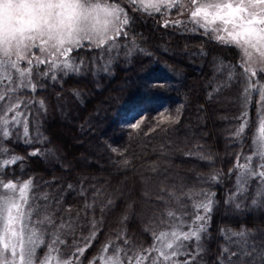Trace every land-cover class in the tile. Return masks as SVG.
<instances>
[{"label": "snow or ice", "instance_id": "snow-or-ice-1", "mask_svg": "<svg viewBox=\"0 0 264 264\" xmlns=\"http://www.w3.org/2000/svg\"><path fill=\"white\" fill-rule=\"evenodd\" d=\"M129 10L140 15H129ZM173 11L177 18H171ZM186 14L193 27L202 29V34L210 42L235 50L237 59L231 65V72L237 73L238 70V82L244 85L242 112L238 117L243 122L235 130V136H241L249 124L252 94L259 96L258 150L255 156L245 157L244 163H240L237 156L233 169L226 174L231 177L235 171V192L230 190L225 203L234 205L238 213L244 207L264 211V0H125L124 5L120 0H113L112 3H100L98 0H0V124L4 126L3 137L10 142L9 127H18L22 118L27 132L25 110L37 102L23 99V93L35 95L38 86L47 85L49 81L55 86L57 81L67 83L77 75H92L95 78L100 70L108 74L119 62L121 50H124L125 60L135 52L145 51L136 42L137 35L142 37L135 32L138 22L158 18L161 28H180L185 26V20L180 17ZM210 24L215 27L209 28ZM82 51L99 52L100 55L85 60L81 56ZM197 54L207 56L203 50ZM224 60L223 57H214L210 63L215 67L223 64ZM230 84L231 80L217 84L207 94V102L211 103L215 98L213 93L219 94ZM164 86L159 81L145 82L148 93ZM69 95L73 101L81 98L78 90ZM62 99L58 96V100ZM39 103L44 106L43 101ZM205 110L202 105L198 112ZM146 111L148 109L133 115L132 120L125 122L127 127L139 129L147 118L144 115ZM157 111L162 117L157 120L161 132L174 129L181 123V108H176L174 113L168 109ZM28 115H31L30 111ZM25 142H28L27 136ZM111 151L120 158L115 161L116 164L130 165L126 150L113 147ZM39 154L40 150L35 149L28 153V157ZM28 157L13 154L3 160L2 166L7 172L12 166L24 164ZM207 159L210 161L211 156ZM152 171L163 185L157 198L161 207L156 227L167 226L165 214L169 220H181V224L174 225L171 231H160L158 235L149 224L142 233H152V242L148 247L138 244L135 237L129 238L123 229L112 233L115 240L108 239L99 250L100 253H113L103 257V264H202L208 252L205 242L215 207V193L203 188L198 192L189 190V193L202 199L194 205L191 224L184 225L186 213L181 196L189 194L175 189V181L169 178L167 169L153 167ZM224 175L217 171L201 179L211 186ZM170 184L174 191L168 190ZM33 185L32 178L23 184L16 179L0 180L3 189L0 194V264H48L50 253L59 251L58 246L61 245L71 253L64 264H100L99 255L89 259L87 253L95 243H99L106 214L115 210V193H106L97 205L100 190L92 187V202H89L86 190L81 187L79 196L83 204L73 211L71 204L65 207L61 203L66 197L59 194L51 198L45 195L43 205L30 199L28 193ZM253 185L256 191L249 192ZM67 189L69 195L75 191L70 183ZM177 191L181 195H177ZM63 192L62 186L60 193ZM245 201L249 203L246 205ZM97 210L100 219L95 216ZM127 220L128 215L124 214L121 223ZM221 232L225 243L218 249L215 264H264V233L257 235V230L245 223ZM41 248H47L43 258L38 255Z\"/></svg>", "mask_w": 264, "mask_h": 264}, {"label": "trees", "instance_id": "trees-1", "mask_svg": "<svg viewBox=\"0 0 264 264\" xmlns=\"http://www.w3.org/2000/svg\"><path fill=\"white\" fill-rule=\"evenodd\" d=\"M129 15L140 13L129 10ZM135 32L142 34V37L137 35L136 40L146 49V54H136L128 62L119 61L108 74L101 73L95 78L78 75L67 83L61 82L62 90L66 92H82L81 98L74 102V112H70L63 99L58 100L59 87L51 86L49 89H55L51 93L45 91L48 95L43 96H48L46 100L54 108L41 129L45 139L39 143L45 150L44 155L28 157V153L39 146L37 142H8L11 153L28 159L24 164L10 167L7 172L1 168L0 180L24 182L32 178L41 188L47 187L51 192L56 189L52 196L49 194L50 198L58 194L66 197L61 203L71 204L74 210L83 204L79 196L81 187L91 190L95 186L103 198L106 193H115V210L106 214L103 234L95 245L99 246L105 237L107 224L110 229L118 223V228L126 224L127 221L121 223L124 214L131 219L130 232L150 245V232L142 233L152 221L151 209L160 206L157 198L163 187L152 169H167L169 178L175 181V189L187 193L190 189L199 191L203 188L215 193V207L205 242L208 252L202 262L215 264L218 249L225 243L221 230L235 229L245 223L256 229L257 235L264 233V211L244 207L238 213L234 205L225 203L232 191L234 172L231 177L226 174L248 146L252 130L248 128L245 132L242 145L230 143L232 138L227 121L234 118L224 109L222 91L213 93L215 98L211 103L207 102V94L221 83L218 75L212 73L210 61L214 57H223L224 61L235 63V51L226 55L230 49L212 46L213 43L209 44L202 35L181 32L170 26L161 28L158 18L138 22ZM201 50L207 53L206 57L197 54ZM83 55L91 59L92 53L87 55L82 51ZM146 81H159L165 86L148 93ZM211 82L214 83L209 87ZM202 105L206 110L198 112ZM176 108H181V123L161 132L157 120L162 117L158 116L157 110L168 109L174 113ZM144 109H148L144 112L147 118L140 128L127 127L125 122L132 120L127 118ZM113 147L126 150L130 165L125 167L115 163L120 158L111 151ZM208 156H211L210 161ZM210 171L225 175L218 177L219 182L211 186L204 180L200 184L198 179L202 175L207 177L205 174ZM69 183L75 189L70 195ZM62 186L64 192L60 193ZM168 190L174 191L173 185L170 184ZM176 194L181 195L179 191ZM194 198L198 203L202 199ZM95 216L101 218L98 210ZM95 248L89 253H94Z\"/></svg>", "mask_w": 264, "mask_h": 264}, {"label": "rangeland", "instance_id": "rangeland-1", "mask_svg": "<svg viewBox=\"0 0 264 264\" xmlns=\"http://www.w3.org/2000/svg\"><path fill=\"white\" fill-rule=\"evenodd\" d=\"M98 2L100 3H112L113 0H98ZM121 5L125 4V0H120ZM171 18H177L176 17V13L175 11H173ZM181 19L185 20V26L178 28V30H180L181 32H186V33H193V34H197V35H202L203 37H205L207 39V37L205 35L202 34L203 30H197L196 28L193 27V24L189 22V17L186 14L184 17H180ZM171 27V26H170ZM215 27L214 24H210L209 28ZM172 28V27H171ZM208 40V39H207ZM122 43H127L125 41H121ZM137 44L139 46H141V44L136 40ZM213 43V42H211ZM210 44V41H209ZM212 46L216 45L219 46L215 43L211 44ZM143 48V47H141ZM145 51L144 52H135L133 53L132 57L136 54H146V49L143 48ZM228 49V48H226ZM235 51V50H234ZM226 55L233 53L232 50H227L226 51ZM92 56L91 59H95L96 57H98L100 55L99 52H91ZM89 53H87L88 55ZM113 55H115V53H113ZM85 60H89V58L86 56H82ZM131 57V58H132ZM194 57V56H193ZM130 58V59H131ZM130 59L125 60L124 58V50H121L120 52V60L119 61H123V62H128ZM105 62H107L108 57L107 55H105L104 57ZM234 62L230 63L229 61H224L223 64H218L215 67L212 65V73H214V75H218V79H220L221 83H227L229 80H231V84L228 87L223 88L222 91V101H223V106L225 111H227L229 114L232 115V117L234 118L233 121L229 120L228 122V128L230 129V139L231 142L230 143H236L239 145L243 144L244 141V137H245V132H247L248 128H250L251 134L249 136V144L246 147L245 151L243 153H240L239 157H240V163H244L245 162V157L249 156V155H253L255 156L256 151L258 150V140H259V136H260V122L257 120V112L259 111V108L257 107V103L259 101V96L258 94L253 93L252 94V104L249 107V116L251 117L249 124L246 125L245 127V131L244 133L237 137L234 135L235 130L240 126V124L243 122L240 119H238V117L241 116V112H242V93H243V88L244 85L242 83L238 82V70L237 73L231 72V65ZM97 64H99V61L97 62ZM208 64V60L207 63ZM103 73L102 70H100V74ZM78 76V75H77ZM85 76V75H83ZM61 82L62 81H57L56 85L53 86L51 81H49V83L47 85L44 86H38V91L35 95L32 94H28V93H23L22 94V98L26 99L28 101H36L37 103L34 105L30 106V109L25 110V115L28 118V123H27V132H25V125L23 123V118L20 122V124L18 125V127H9V131L11 133L10 136V142H21V143H26L25 142V136L28 137V142L33 141L37 142L39 145L38 147H36L37 149L40 150V155L43 154V151H45L44 149H42L40 147V143L39 142H43L44 141V136L42 135L41 129L44 126V123L46 121V119L52 115L53 112V105H51L50 103L47 102L46 98L48 96H43V95H48V93H45V91H49L50 93L52 91H54L55 89H49L51 86H53L54 88L59 87V91L61 92L60 96H64L62 102L66 103L69 106L70 112H74V102L70 97V93L72 91L66 92L64 90H62L61 88ZM62 90V91H61ZM81 96H82V92ZM57 96V95H56ZM59 96V94H58ZM57 96V98H58ZM43 101L44 106L41 107L40 103ZM30 111L31 115H28V112ZM132 119V118H127V120ZM3 130H4V126L2 124H0V169L3 168V160L4 159H8L10 158L11 155H13V153H11V151L8 149L7 144H8V139L3 137ZM33 130V132H32ZM44 155V154H43ZM236 163V162H235ZM216 171H210L209 173H207V175L205 174V176H209L210 174L214 173ZM204 175H202L203 177ZM202 177H200L198 180L201 184L202 182ZM235 178H236V173L234 171V177L231 180V188H232V192H235ZM19 184H23V182H19ZM86 194L89 197V202H92V192L90 190V188H86ZM194 192H198L197 189H192ZM197 190V191H196ZM54 193L56 192V189L53 190ZM53 191L51 192V190H48L47 187H39V182H35L34 181V185L32 187V189L30 190V192L28 193L30 199H34L37 200L41 205H43L45 203L44 201V196L48 195L50 197V195H53ZM256 188L255 185L252 186V188L249 189V192H255ZM3 189L2 186H0V194H2ZM191 198H189V195H186V197H181L182 200V207L184 212L186 213V215L183 218V224L187 225V224H191L193 218H194V214H195V208L194 205L198 204V202L195 201L194 196L196 195H192L191 193H189V191L187 192ZM50 194V195H49ZM248 193H245V195H247ZM103 195H99L96 203L97 205H99V201L103 199L102 197ZM242 199V197H241ZM239 202V201H237ZM249 201H245V203H248ZM65 207L67 205H64ZM161 206H157L155 207V209H151L153 211L152 213V221L151 224L153 229H155L156 234L158 235L160 231H171L174 225H180L181 224V220H169L165 214V220H166V224L167 226L165 227H160L157 228L156 227V219L159 218L160 216V209ZM138 209V208H137ZM156 210V211H154ZM73 211L74 208H73ZM137 212H139V209L137 210ZM180 213L177 212V216H179ZM135 218V216H134ZM131 219L127 220L126 224L124 226H121L120 228H118V226H114V228L110 229V225L107 224L108 226H106L107 230L105 233V237L101 240L100 245H95V252H88V256H90V259L93 256H97L99 255L101 257L100 260V264H103V257L104 256H111L113 255L112 252H108V253H100V248L101 245L104 244L105 242H107L108 239H112L115 240V236L111 235L112 233L123 229L127 236L129 238L135 237L138 244H143L144 247H148L149 245L146 244V242H143L141 239V237H136L135 234H133L132 232H130L129 230V225H130ZM183 230H187L186 227L183 228ZM109 232V233H108ZM151 234V238H152V233ZM79 235V234H78ZM142 242V243H139ZM151 244V243H150ZM59 247V251H52L49 255V261L48 264H64V262L66 261V259L71 255L70 251L64 247L63 245L58 246ZM47 252V248H41L38 251V255L43 258V256L45 255V253ZM126 259V258H125Z\"/></svg>", "mask_w": 264, "mask_h": 264}]
</instances>
